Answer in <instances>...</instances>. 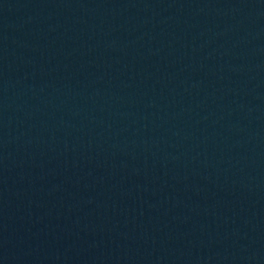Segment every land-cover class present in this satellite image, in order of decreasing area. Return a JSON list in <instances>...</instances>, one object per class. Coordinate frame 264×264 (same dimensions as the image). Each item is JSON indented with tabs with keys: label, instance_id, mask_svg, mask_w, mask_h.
<instances>
[{
	"label": "water",
	"instance_id": "1",
	"mask_svg": "<svg viewBox=\"0 0 264 264\" xmlns=\"http://www.w3.org/2000/svg\"><path fill=\"white\" fill-rule=\"evenodd\" d=\"M0 264H264V0H0Z\"/></svg>",
	"mask_w": 264,
	"mask_h": 264
}]
</instances>
